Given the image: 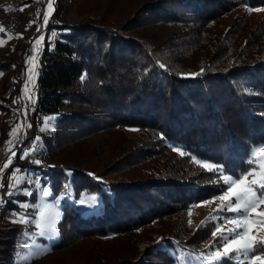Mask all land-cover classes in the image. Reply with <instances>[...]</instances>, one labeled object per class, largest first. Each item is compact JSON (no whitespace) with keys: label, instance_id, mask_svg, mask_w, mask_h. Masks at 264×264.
I'll return each instance as SVG.
<instances>
[{"label":"trees","instance_id":"obj_1","mask_svg":"<svg viewBox=\"0 0 264 264\" xmlns=\"http://www.w3.org/2000/svg\"><path fill=\"white\" fill-rule=\"evenodd\" d=\"M94 1L85 18L54 26L59 36L43 50L34 109L55 117L54 131L41 141L26 136L22 149L32 145L37 155L44 145L60 155L99 135L102 150H116L100 167L85 168L80 158L71 167L36 164L43 185L63 198L51 246L95 237L115 245V264H173L170 251L202 250L182 238L176 216L217 192L202 179L219 173L199 166L248 170L250 149L264 141V53L256 44V58L243 55L254 62L238 65L247 41L230 21L237 7L264 0ZM65 103L72 108L62 111Z\"/></svg>","mask_w":264,"mask_h":264},{"label":"rangeland","instance_id":"obj_2","mask_svg":"<svg viewBox=\"0 0 264 264\" xmlns=\"http://www.w3.org/2000/svg\"><path fill=\"white\" fill-rule=\"evenodd\" d=\"M48 2L49 0H0V99L5 104L4 107L0 108V167L8 164V158L12 156L13 152L15 153L11 165L5 168L2 175H0V184L3 185L0 187V263L115 264V260L110 255L114 251L112 249L115 245L95 244L98 242L95 237L87 241L66 245L64 248L54 249L51 246L52 243L59 241L58 222L62 215L63 198L61 196L54 197L52 194L50 196L42 194L43 189H49V187L48 184L43 185L41 169L36 168L37 163L35 161H40V163L41 161L42 163L52 161L59 166L71 167L78 166L77 164L80 162L75 159L80 158L83 167L94 168L95 166H101L99 163L102 164V158L105 154H113L116 149L106 147L102 150L103 146L100 144L101 138L99 135L82 139L77 144L78 146L60 155L47 153L44 145L39 147L40 152L37 155L31 153L32 149L35 148L32 145L22 149L23 139L26 136H31L34 141H41L43 136H47V134L54 131L53 121L51 122V128L44 127V118L51 117L49 114H34L38 96L37 81L42 68V53L47 42L51 40L49 38L51 36H48L45 31L43 32L46 25L44 23V13H48L46 8ZM95 2L94 0H85L84 2L74 3L72 0H54L56 11L53 19H50L51 24L55 26V24H71L80 21L91 13L86 11H88L89 5ZM11 6L22 10H20V16L15 21L6 23L3 16L6 15L8 8ZM231 20L235 23L239 22L236 26L242 27L244 31L241 36H244L243 40L247 41V46L244 47L243 52L240 53L237 49L236 63L238 65H248L250 62H254L255 59L247 61L248 58L246 59L243 56L246 51H251L250 56L256 58L258 55L253 54L252 48L257 44L261 50L259 55L264 53V6L252 9L239 6L230 12ZM221 21L228 22L229 19ZM38 28L39 31H37ZM230 35H232V32H230ZM241 43L239 42V46ZM34 65L36 75L33 77V83L29 80V76L32 75ZM19 68L22 70V80L17 73ZM250 77H253V75ZM77 84L79 85V82ZM78 85H75L74 88ZM22 90H24L23 93ZM33 98L35 99L34 104L32 103ZM14 101L16 102L14 103ZM71 108L70 104L65 103L61 110L66 111ZM18 125L20 126L18 131L10 137L9 133L13 129H17ZM28 125H31V127H28ZM133 131L135 130H128V132ZM37 137H39V140H36ZM113 139L115 140V147H120L121 136L119 134L115 135ZM10 140L12 143H7ZM257 149H259L257 155L252 157L251 154ZM25 152L31 154L26 158H21ZM250 155L254 160L252 164L254 167L245 171L230 169L229 172H223V175L238 177L241 173H246V183H251L254 179L259 181L257 173L260 171L259 165L264 163V141L253 146L250 149ZM174 156L169 155V159L172 160ZM61 157L64 160L63 162L58 160ZM204 165L202 163L199 167L209 170ZM10 177L12 178L11 181ZM203 177L202 183L211 184L208 189H217V192L212 195H205L189 209L182 211L181 215L180 213L176 215L178 217L182 216L184 220L183 228L186 229L184 230L185 236H182V238H188L191 243H197L202 250L213 243L212 232L216 227V223L198 228L201 222L210 215H219L222 219L218 220L217 223H219L222 230H226L233 226L229 221L235 216L234 213L227 210L216 213L218 206L226 204V202L219 199L228 186L223 182L222 175H214L215 179L212 178L213 176L211 179ZM17 179H19V183H16ZM10 182L15 187L9 188ZM9 193L11 194L9 195ZM205 201L207 203H204ZM232 202L235 203V198ZM24 205L28 206L25 207ZM262 212H264V204H258L249 213L248 234L256 240H264V224L259 222L264 220V216L259 215ZM187 243L189 242L187 241ZM212 251L223 252V248L213 249ZM170 253L174 255L176 261L173 264H203L197 258L201 251L198 254H188L180 251L179 257H176V253L172 251ZM260 255H264V253H256V256ZM156 260V264H164L162 260ZM222 264H236V262L224 259ZM252 264H264V262L253 257Z\"/></svg>","mask_w":264,"mask_h":264},{"label":"snow or ice","instance_id":"obj_3","mask_svg":"<svg viewBox=\"0 0 264 264\" xmlns=\"http://www.w3.org/2000/svg\"><path fill=\"white\" fill-rule=\"evenodd\" d=\"M52 6L53 0H49L48 7L51 9ZM48 18L49 13H44L45 24L48 23ZM37 31H39V28ZM53 35H55V33H53ZM41 39H43V37H41ZM37 43H39V41H37ZM161 67H163V65H161ZM34 68L35 65L33 66L32 75L29 76V80L33 83V77L36 75ZM23 92L24 90H22V93ZM15 102L16 101H14V103ZM32 103H35L34 98L32 99ZM54 120V116L45 117L44 127L51 128V122ZM19 127L20 126L18 125L17 129H13L12 132L9 133V136H13V134L18 131ZM28 127H31V125H28ZM36 140H39V137H37ZM7 143H12V141L10 140ZM32 151H35V149ZM258 151L259 149L254 150L251 154L252 157H255ZM28 155H30V153L25 152L21 158H26ZM14 156L15 153L13 152L12 156L8 158V164L0 167V175H2L5 168L11 165V160ZM193 159L195 160V158ZM35 162L37 164L40 163V161ZM195 162L199 163L198 160ZM247 163L251 165L254 163V160L250 158ZM204 167L221 174L223 177V182L228 185L226 191L219 197V199L226 202V204H221L218 206L216 213L227 210L228 212L234 213L235 216L229 221L233 226L226 230H222L219 223H217L218 220L222 219V217L219 215H210L201 222V225H199L198 228L206 227L210 223H216V227L212 232L213 243L210 244L206 249L201 250V254H198L197 258L201 260L203 264H222L224 259L234 260L236 264H252L253 257H255L256 260L264 262V255L256 256L257 252L264 253V240H256L248 234L249 213L253 211L258 204H264V163L259 165L260 171L257 173L259 176V181L254 179L251 181V183H246V173H241L238 177H234L230 175H223V169L221 167H216L211 164H205ZM253 171H255V169H253ZM9 179L11 181L12 178L10 177ZM16 183H19V179H17ZM2 186L3 185L0 184V187ZM8 186L9 188L15 187V185L11 182ZM68 187H70V185H65V190H67ZM10 194L11 193H9V195ZM42 194L44 196H50L52 193L49 189L45 188L43 189ZM233 198H235L234 204L232 202ZM81 203H83V201H81ZM204 203H207V201ZM24 206L27 207L28 205ZM259 215L264 216V212L260 213ZM259 222L264 224V220ZM189 223H191V221H189ZM219 248H223V252L212 251L213 249Z\"/></svg>","mask_w":264,"mask_h":264},{"label":"built area","instance_id":"obj_4","mask_svg":"<svg viewBox=\"0 0 264 264\" xmlns=\"http://www.w3.org/2000/svg\"><path fill=\"white\" fill-rule=\"evenodd\" d=\"M47 10H48V13H49V22L45 25V27L43 28V32L45 31V33L47 35H50L53 40H52V46H55L56 45V38L59 36V31L51 24V20L50 19H53L54 17V13L56 11V5L54 3V0H53V6L52 8L50 9L48 6H46ZM20 16V10L15 7V6H11L8 8L7 12H6V15L3 16V20L6 22V23H10L12 21H15V19L17 17ZM53 33H55V35H53ZM35 149L36 151V148H33ZM32 149V150H33ZM35 151H32L31 153L34 154Z\"/></svg>","mask_w":264,"mask_h":264}]
</instances>
